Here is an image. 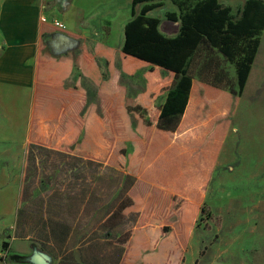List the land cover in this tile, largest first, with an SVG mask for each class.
Returning a JSON list of instances; mask_svg holds the SVG:
<instances>
[{
  "label": "crops",
  "instance_id": "0c3cea01",
  "mask_svg": "<svg viewBox=\"0 0 264 264\" xmlns=\"http://www.w3.org/2000/svg\"><path fill=\"white\" fill-rule=\"evenodd\" d=\"M131 9L132 0H0V264H120L122 257L123 264H217L202 258L204 235L197 221L203 212L190 202L207 203L217 157L225 152L223 143L239 108L229 124L222 123L233 106L226 92L206 90L205 97L191 96L177 134L155 133L137 177L149 187H134L125 195L150 202L137 209V218L130 208L115 221L117 197L125 187L99 185L103 169L114 176L117 170L29 148L41 29L53 28L39 22L40 11L41 16L45 12L61 19L66 34L74 37L73 31H92L94 21L102 18L124 30L129 22L120 13L131 14ZM56 32L43 43L51 56L62 58L68 55L61 50L66 37L50 38ZM203 127L213 130L218 154L212 158L217 150L213 147L196 172L173 176L175 140L190 139ZM16 139L20 141L12 142ZM41 164L48 171L43 185L25 174L22 178V171ZM123 175L125 179L127 172ZM131 232L128 242L136 245L121 246L119 239Z\"/></svg>",
  "mask_w": 264,
  "mask_h": 264
},
{
  "label": "trees",
  "instance_id": "16d2710c",
  "mask_svg": "<svg viewBox=\"0 0 264 264\" xmlns=\"http://www.w3.org/2000/svg\"><path fill=\"white\" fill-rule=\"evenodd\" d=\"M141 4L144 7L136 15V9ZM162 5L163 0H132L131 14L133 19L124 27L125 41L120 57L121 68L124 74L129 77L134 76L141 68L147 66L151 68L145 77L148 83L147 90L142 96L131 101L125 99L124 88L119 83L120 72L114 64L116 55L114 49L98 44L94 54L86 48H81L79 56L68 55L56 58L47 52L43 39L54 30L60 31V29L55 27L51 30L41 29L33 120H31V151L53 150L61 154L73 155L78 159L91 161L98 158V155L95 154H100L99 146H102L103 131L102 126L99 127L101 123L96 112L98 111L100 116H102V112L100 109L87 106L85 92L80 85L72 89H64L65 82L75 66L79 69L80 75L90 80L96 87L103 105L105 102L107 103V107L103 111L114 115L111 131L108 135L114 152L117 154L115 155L116 159L112 157L109 162L110 166L126 171L128 181H131L132 176L137 178L140 175L144 155L149 148L148 142L153 138L155 129L173 136L177 134L187 107L190 105L191 96L195 98L197 96L198 98L205 97L206 90L226 92L230 101H233V106L229 116L222 123L227 125L231 122V117L234 115L251 75L252 66L261 43V35L264 31V1L247 0L238 19L232 16V9L224 7L219 0H198L195 5L187 7L184 4H179L180 17H176L175 13L168 16L176 23L181 24L179 34L176 37L163 35L159 30L161 25L159 18L148 16L151 11L162 7ZM202 45L218 50L229 62L235 65L239 90L222 88L218 84L206 81L197 83L190 77L188 64ZM101 61L105 62L106 72L102 71ZM159 71L175 77L173 85L165 93L168 80L160 79L158 77ZM164 94H166V101L159 108L158 125L151 128L150 122L146 123L147 121H145L144 124L138 122L134 130H137L143 138L132 136L131 118H134L136 122L139 119L133 115L138 114L143 120L142 116L150 112L152 103L163 97ZM209 106L205 111L207 114L210 112L211 107ZM117 115H121L124 122L120 123V116ZM83 118H85L84 121ZM170 120L178 121L174 128L162 126L163 123ZM82 121L84 126L81 125ZM90 122L96 126L92 127ZM84 128L87 134L90 129L96 133L95 142L99 140L97 141L98 147L92 152L93 155L87 154L85 139L80 146L82 148L76 149V145L80 143L77 142V139ZM125 134L126 139L121 137ZM215 140L217 138L209 127L201 128L190 139L179 138L175 140L174 153L176 155L173 157V162L177 167L172 175L176 176L181 172H196L197 163L199 162L201 165L202 162L206 163L213 147L217 148L216 156L219 152L220 143L217 146L214 145ZM123 141H128L133 145L134 152L131 156L126 155L127 150ZM140 155L143 157H141L142 163ZM30 159H33L32 156ZM136 165L138 170L135 172ZM181 165L183 166L181 167ZM198 170L201 171V168ZM132 184H128L117 197L118 207L115 212V221L130 208H132V216L137 218L139 214L137 209L150 203L143 201L138 195H130L126 198L125 195L127 191L131 190ZM141 186L147 187V185L142 184ZM190 203L204 212L203 204ZM131 235L132 232L122 239L120 238L119 242L124 247L136 245V243L128 242ZM144 246V253H146L149 250L146 245ZM120 264H123V257Z\"/></svg>",
  "mask_w": 264,
  "mask_h": 264
},
{
  "label": "rangeland",
  "instance_id": "374dc122",
  "mask_svg": "<svg viewBox=\"0 0 264 264\" xmlns=\"http://www.w3.org/2000/svg\"><path fill=\"white\" fill-rule=\"evenodd\" d=\"M197 1L198 0H163L162 7L154 9L148 16L159 18L161 21L159 30L163 35L167 37H176L179 34V27L181 24L176 23L168 16L175 13L176 17H180L179 4H184V6L187 7L189 5H195ZM219 1L224 7H230L232 9V16L238 19L244 10L247 0ZM143 7V4L137 7L136 15L140 13ZM42 10L48 11L46 8H42ZM43 13L44 15L41 16L40 11V23H46L43 21V17L47 19L46 24L52 26H55L54 23H56V21L62 22V20L57 17L50 18L48 14L46 15L45 12ZM104 14H106V12H104ZM120 14L121 19L127 22L133 19L132 14ZM95 21L92 31H73L72 34H74V37L66 34L68 28L64 22H62L65 29L55 26L60 29V32L50 35V38L54 36L58 37L60 34L66 37L67 43L63 45L61 50H65L64 55H73V57L79 56V49L83 47L94 54L95 47L98 44L114 49L116 51L114 64L116 69L120 72L119 83L124 88L123 94L125 95V99L131 101L132 99H129L130 96L137 93V91L147 90L148 83L145 77L149 73L151 67L147 66L141 68L132 77L126 76L122 71L120 61L121 51L125 41L124 30L121 25L113 26V20L110 22L108 19L102 18V20ZM68 42H70V44H68ZM100 64L102 71L106 72L105 62L101 61ZM159 72L160 74L158 77L160 79L168 80L167 87L164 90L165 93V91L173 85L175 77L163 71ZM188 73L197 83L206 81L218 84L222 88L239 90L235 65L229 62L218 50L209 48L207 45H202L190 60L188 64ZM77 85H80L85 92L87 106L100 109L102 112V116L98 114V111L96 112L101 123L99 127L102 126L103 131V136L101 138L102 146H99L100 154H95L96 156L98 155V158L96 160L94 159L95 161L89 159L85 160L87 162L91 161L92 164H100L106 166L107 169L118 171L117 176H114V174H110L103 169L99 178L100 187L124 188L131 183H133L131 189L134 187H143L140 186L139 183L143 185L144 182L137 181L136 176H132L131 181H128L126 178L125 180L123 179V169L110 166L109 161H111L112 157L116 159L115 155L117 154L114 152V147L111 145V140L108 135L111 131V122L114 119V115L103 111V109L107 107V103L105 102V105H103L96 91V87L90 80L83 78L80 75L79 69L75 66L74 71L71 73V77L65 82L64 89H72ZM199 93L201 94L202 92ZM165 97L166 94L152 103L150 112L148 111V114L142 116L143 120L138 114L133 115L135 118L139 119H137L136 122L134 118H131L132 136L140 139L143 138L137 130H134L138 122L143 124L145 121H147L146 123L150 122L151 128L158 125L159 108L162 107ZM117 116H120V123L124 122L121 115ZM84 119L85 118H83V121ZM83 121L81 124L82 126H84ZM176 123H178L177 120H170L163 123L162 126L174 128ZM90 124H92V127L96 126H93L92 122H90ZM55 128L57 130V126ZM156 132L162 133L155 129V133ZM80 133V137L77 139V142L79 141L80 143L76 145V149L82 148L80 146H82V142L85 139L86 150L88 151L87 154L91 153V155H93L92 152L98 147L97 141H99L97 140L95 142L96 133L90 129V132L87 134L85 128L81 130ZM19 136L20 135L16 138H19ZM121 137L124 139L127 138L126 134ZM152 139L148 142L149 148ZM19 141L20 139H16L12 142L16 143ZM123 145L127 150L126 155L131 156L134 152L133 145L128 141H123ZM31 146L30 144L29 148H31ZM223 146L225 152L222 157H220V155L217 157L218 162L215 165L214 173L210 179L211 183H209L208 186L209 199L204 205L203 214L197 221L198 229L201 232L200 234L204 235V244L201 253L202 258L217 264H264V31L261 35V43L259 44L256 60H254L252 66L251 75L241 95L239 108L236 110L233 124L231 125V129ZM149 148L146 155L148 154ZM69 156L75 157L73 155ZM141 157L142 155H140V160ZM213 157H215V155L212 156V158ZM137 165L135 172L138 170ZM182 166L183 165H181V167ZM7 167L9 168L8 171L11 177V167L9 164ZM44 169L42 164L38 169L27 168L25 172L22 171V178L25 174L26 177L29 176L35 183L39 182L40 185H43L41 181L43 182L46 175H48V171ZM95 183H97V181ZM56 193L58 197V191ZM121 246L123 245L121 244ZM194 249L196 250L197 248L195 247Z\"/></svg>",
  "mask_w": 264,
  "mask_h": 264
},
{
  "label": "built area",
  "instance_id": "2783aa9c",
  "mask_svg": "<svg viewBox=\"0 0 264 264\" xmlns=\"http://www.w3.org/2000/svg\"><path fill=\"white\" fill-rule=\"evenodd\" d=\"M42 19H43L44 22L47 23V19H46L45 17H43ZM54 24H55V26H58V27H60V28H62V29H65V26L62 25V22L56 21V23H54ZM55 26H53V27H55ZM58 27H55V28H58ZM58 29H59V28H58Z\"/></svg>",
  "mask_w": 264,
  "mask_h": 264
}]
</instances>
